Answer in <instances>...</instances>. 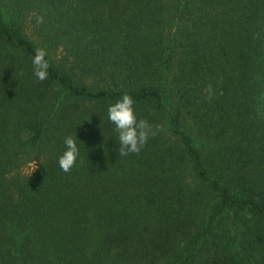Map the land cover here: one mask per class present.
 Returning a JSON list of instances; mask_svg holds the SVG:
<instances>
[{
    "label": "trees",
    "instance_id": "16d2710c",
    "mask_svg": "<svg viewBox=\"0 0 264 264\" xmlns=\"http://www.w3.org/2000/svg\"><path fill=\"white\" fill-rule=\"evenodd\" d=\"M0 264H264V0H0Z\"/></svg>",
    "mask_w": 264,
    "mask_h": 264
},
{
    "label": "clouds",
    "instance_id": "9594fccd",
    "mask_svg": "<svg viewBox=\"0 0 264 264\" xmlns=\"http://www.w3.org/2000/svg\"><path fill=\"white\" fill-rule=\"evenodd\" d=\"M46 57L47 52L43 48H37L31 58L32 75L38 81H44L48 77L50 64ZM133 105L132 97L124 94L107 108V120L113 125V130L117 134L116 144L121 156L139 153L149 137L155 135L152 126L146 120L137 119ZM76 141L77 138L70 135L63 140L64 151L57 163L65 173L74 167L80 156V148Z\"/></svg>",
    "mask_w": 264,
    "mask_h": 264
},
{
    "label": "rangeland",
    "instance_id": "374dc122",
    "mask_svg": "<svg viewBox=\"0 0 264 264\" xmlns=\"http://www.w3.org/2000/svg\"><path fill=\"white\" fill-rule=\"evenodd\" d=\"M59 54V53H58ZM85 83H92L91 79H86ZM173 108V103L169 105V109ZM187 127L190 128V131H193V127L189 121H187ZM35 169V163H31L23 168V173L29 174ZM188 174V173H186ZM193 187V185H190ZM88 234H89V252H95L101 249L102 247V239H103V230L100 228L96 215H91L90 223L88 226Z\"/></svg>",
    "mask_w": 264,
    "mask_h": 264
}]
</instances>
